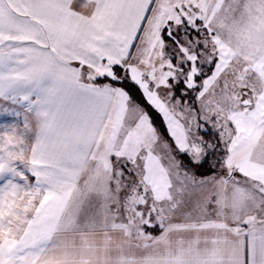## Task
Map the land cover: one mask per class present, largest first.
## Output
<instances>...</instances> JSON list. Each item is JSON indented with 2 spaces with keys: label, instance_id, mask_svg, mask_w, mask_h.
<instances>
[{
  "label": "snow or ice",
  "instance_id": "obj_1",
  "mask_svg": "<svg viewBox=\"0 0 264 264\" xmlns=\"http://www.w3.org/2000/svg\"><path fill=\"white\" fill-rule=\"evenodd\" d=\"M0 264H264V0H0Z\"/></svg>",
  "mask_w": 264,
  "mask_h": 264
}]
</instances>
